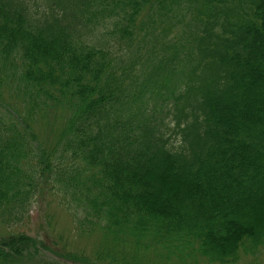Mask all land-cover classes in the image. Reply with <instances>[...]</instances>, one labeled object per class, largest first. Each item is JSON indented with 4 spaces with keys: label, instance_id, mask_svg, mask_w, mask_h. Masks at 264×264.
Listing matches in <instances>:
<instances>
[{
    "label": "trees",
    "instance_id": "16d2710c",
    "mask_svg": "<svg viewBox=\"0 0 264 264\" xmlns=\"http://www.w3.org/2000/svg\"><path fill=\"white\" fill-rule=\"evenodd\" d=\"M146 6L156 62L132 88L85 34L120 9L114 39L129 44ZM46 107L62 122L36 153L20 111ZM44 184L134 264L190 248L232 262L264 241V0H0V215L20 218ZM45 247L1 235L0 264H48Z\"/></svg>",
    "mask_w": 264,
    "mask_h": 264
},
{
    "label": "rangeland",
    "instance_id": "374dc122",
    "mask_svg": "<svg viewBox=\"0 0 264 264\" xmlns=\"http://www.w3.org/2000/svg\"><path fill=\"white\" fill-rule=\"evenodd\" d=\"M149 10V7L146 6L137 16L135 26H133L135 27L134 39L129 44H123L114 39V35L118 32L117 26L122 27L126 22V16L121 13L120 9H118L119 13L113 14L107 22L99 23L95 27L93 25L85 34L88 42L115 50L116 59L118 61L123 59L122 67L118 68V72L121 73L123 67L131 72L132 88L138 82L141 72L145 68H151L156 62V55L147 53V49L152 46L149 45V39L153 34L145 35L147 32L145 21L150 18ZM166 27L169 29L165 36L166 40L171 41L182 31V24L177 21H170ZM167 43L164 41L162 44L159 41L160 50L167 48ZM12 109L14 115L17 111L14 106ZM24 111H20L22 117H29L30 115L31 120L29 122L35 130L34 149L36 153L38 150L42 151L43 148L49 149L62 122L61 113L53 107H46L40 111L38 109L35 114L24 113ZM163 119L167 125L165 129L170 128L172 130L174 128L172 115L163 113ZM172 142L177 147L180 144V139L173 138ZM51 190L46 184L41 188L39 187L38 192L35 193L33 200L20 218L10 217L9 214L5 217L0 215V236L25 233L37 238L46 244L43 259L48 264L51 262L60 263V261L68 264H112L111 262L134 264L135 260H131V255H128L127 259L131 260L128 261L120 254L111 252L114 238L110 235L103 236L98 229L88 231V227H79L78 215L67 206V201L60 192ZM256 197L261 200L262 194L257 193ZM254 262L264 263V241L255 244L247 241L232 262H211L206 257L201 256L197 248L188 249L187 256L179 253H171L169 256L165 254L156 256L150 253L144 257L143 262L138 261L140 264H252Z\"/></svg>",
    "mask_w": 264,
    "mask_h": 264
}]
</instances>
